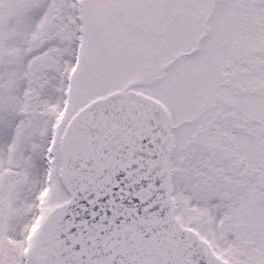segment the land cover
I'll use <instances>...</instances> for the list:
<instances>
[{
	"label": "snow or ice",
	"instance_id": "1",
	"mask_svg": "<svg viewBox=\"0 0 264 264\" xmlns=\"http://www.w3.org/2000/svg\"><path fill=\"white\" fill-rule=\"evenodd\" d=\"M0 264H264V0H0Z\"/></svg>",
	"mask_w": 264,
	"mask_h": 264
}]
</instances>
